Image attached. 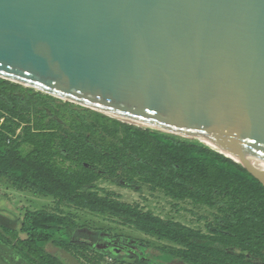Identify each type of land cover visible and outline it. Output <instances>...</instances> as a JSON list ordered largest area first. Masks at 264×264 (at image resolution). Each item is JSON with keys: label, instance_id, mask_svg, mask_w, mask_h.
Listing matches in <instances>:
<instances>
[{"label": "water", "instance_id": "water-1", "mask_svg": "<svg viewBox=\"0 0 264 264\" xmlns=\"http://www.w3.org/2000/svg\"><path fill=\"white\" fill-rule=\"evenodd\" d=\"M0 78L206 145L264 186V0H0Z\"/></svg>", "mask_w": 264, "mask_h": 264}, {"label": "trees", "instance_id": "trees-1", "mask_svg": "<svg viewBox=\"0 0 264 264\" xmlns=\"http://www.w3.org/2000/svg\"><path fill=\"white\" fill-rule=\"evenodd\" d=\"M98 177L208 208L212 219L205 232L162 219L99 188ZM0 183L56 204L53 211L25 210L18 230L0 226V264H66L48 247L99 264L75 243L84 227L61 211L63 203L154 239L160 244L136 243L167 261L264 264V186L240 163L196 141L122 123L1 78Z\"/></svg>", "mask_w": 264, "mask_h": 264}, {"label": "rangeland", "instance_id": "rangeland-1", "mask_svg": "<svg viewBox=\"0 0 264 264\" xmlns=\"http://www.w3.org/2000/svg\"><path fill=\"white\" fill-rule=\"evenodd\" d=\"M95 184L99 188L115 192L125 203L138 205L144 211H151L162 219L179 222L202 232H205V224L212 219L213 210L193 207L189 203L170 201L161 193H151L147 190L136 193L99 177L95 178ZM55 207L52 198L20 192L5 183H0V226L18 230L25 210L53 211ZM59 208L63 213L71 215L79 226L84 227L76 233L74 241L89 248V255L95 257L99 264H116L122 261L126 263L130 261L133 264H181L177 261H167L156 251L136 243L137 240H144L156 245L160 244L132 228L78 209L69 203H63ZM47 251L60 257L66 264H89L81 258L79 263L72 256L52 247H48Z\"/></svg>", "mask_w": 264, "mask_h": 264}, {"label": "bare ground", "instance_id": "bare-ground-1", "mask_svg": "<svg viewBox=\"0 0 264 264\" xmlns=\"http://www.w3.org/2000/svg\"><path fill=\"white\" fill-rule=\"evenodd\" d=\"M219 150V149H218ZM219 151H221V152H224V151H222V150H219ZM224 153H226L227 155H231V154H229V153H227V152H224ZM253 163V165L255 166V167H257V168H259V169H261V170H264V165H261V164H258V163H254V162H252Z\"/></svg>", "mask_w": 264, "mask_h": 264}]
</instances>
